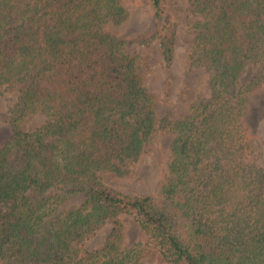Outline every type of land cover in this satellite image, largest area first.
<instances>
[{
    "label": "trees",
    "instance_id": "trees-1",
    "mask_svg": "<svg viewBox=\"0 0 264 264\" xmlns=\"http://www.w3.org/2000/svg\"><path fill=\"white\" fill-rule=\"evenodd\" d=\"M191 2L189 69L205 70L211 95L171 121L157 120L143 60L112 30L129 3L149 8L155 31L142 43L171 63L167 0H0V89L22 87L0 146V264H264V166L245 119L264 86V0ZM36 114L45 123L24 131ZM160 133L171 139L157 196L104 184ZM122 216L140 231L130 247ZM107 224L103 245L86 250Z\"/></svg>",
    "mask_w": 264,
    "mask_h": 264
},
{
    "label": "rangeland",
    "instance_id": "rangeland-1",
    "mask_svg": "<svg viewBox=\"0 0 264 264\" xmlns=\"http://www.w3.org/2000/svg\"><path fill=\"white\" fill-rule=\"evenodd\" d=\"M168 11L175 22L174 54L171 63L167 64L158 42L142 43L155 31V21L149 8L129 3L128 16L124 23L112 28L117 36L127 41V52L139 55L143 65L139 71L143 86L155 99L157 120L167 118L177 120L188 114L192 103L196 100H207L211 95L208 75L203 69H189L188 56L195 33L192 31L194 16L191 0H167ZM256 70L248 67L241 75V82L250 79ZM22 87L0 89V146L11 138V130L7 123L8 109L16 101ZM245 119L250 127L255 146L256 162L264 166V149L260 140L264 139V86L252 89L247 96ZM45 118L36 114L23 126L24 131L31 132L42 126ZM170 136L158 134L157 139L149 145L140 159L127 164L123 170L125 176L114 174L101 175L108 187L130 195L157 196L162 178L160 162L167 154ZM82 197H70L67 207H76ZM122 244L130 247L140 239V231L131 217L122 216ZM112 231L107 224L90 236L85 242L86 250L100 248ZM141 264H149L141 262Z\"/></svg>",
    "mask_w": 264,
    "mask_h": 264
}]
</instances>
